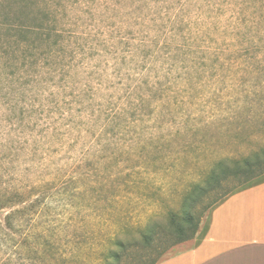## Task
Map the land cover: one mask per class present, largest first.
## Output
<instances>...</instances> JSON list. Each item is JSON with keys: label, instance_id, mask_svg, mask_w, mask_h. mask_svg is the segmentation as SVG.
Here are the masks:
<instances>
[{"label": "rangeland", "instance_id": "rangeland-1", "mask_svg": "<svg viewBox=\"0 0 264 264\" xmlns=\"http://www.w3.org/2000/svg\"><path fill=\"white\" fill-rule=\"evenodd\" d=\"M183 1L54 0L77 101H22L19 75L40 70L0 56V264L158 263L190 242L185 211L200 228L242 186L245 161L264 168V3L234 19L237 0L179 12ZM168 11L182 21L176 44L184 36L205 53L200 88L187 101H126L146 77L132 49ZM41 125L53 139L40 141ZM113 238L124 246L116 262L105 257Z\"/></svg>", "mask_w": 264, "mask_h": 264}, {"label": "trees", "instance_id": "trees-1", "mask_svg": "<svg viewBox=\"0 0 264 264\" xmlns=\"http://www.w3.org/2000/svg\"><path fill=\"white\" fill-rule=\"evenodd\" d=\"M190 1L192 0L183 1L178 11L182 12ZM242 1L237 0L240 7L238 8L239 12L236 11L233 15L234 19L243 14L245 7L249 8L250 5L257 6L264 3V0H244L249 3L241 4ZM53 2L54 0H0V56L10 57L17 53L19 59L23 60V65L24 62L28 63L23 67V72L28 73V70L33 67L36 68V72L38 69L40 70L32 79L27 74L19 75L17 91L22 97V101H77L83 92L74 90L70 84L72 72L69 70L76 67V65H71L73 58L70 59L69 64L64 62V56H60L64 29L61 28L57 20V11L53 8ZM170 12L157 15V18L153 19L156 35L146 34L139 45L132 49L130 58L131 60H133V56L140 58L139 61L142 63V70H144L143 75L146 77L142 81L137 79L132 90L126 94V101H178V97L187 101L200 88L198 84L200 82L198 81L199 71L196 69L195 72L193 68L196 66V59L205 53L202 48L191 49L184 36L183 44H176L179 41L176 38V26L182 21L177 12L174 17H168ZM157 21L160 23L156 24ZM71 54L73 56V53ZM19 59L16 58V60ZM215 60L218 61L216 58ZM79 66L84 73L86 70L84 65L80 64ZM148 76L150 80H148ZM69 90H71V93H68L70 99L67 100L65 97ZM136 93L138 95H135ZM24 114L25 112L21 110V121L26 117ZM30 116L28 117L30 118ZM28 126L32 128L39 125L32 120L28 122ZM66 126V132L75 130L70 125ZM42 128H45V125H41ZM47 130H44L45 133H42L43 129L40 131V141L53 139ZM22 134L19 132L18 143L30 142L29 139L22 137ZM251 166L249 161H245L243 168H246L249 174L241 182V185L264 174V168L252 171ZM29 195L26 191L19 189L16 202H24ZM193 216L192 210L183 213V226L179 227V230L187 225L191 228V232L188 236L183 237L181 242L192 240L199 229L198 223H194ZM109 240L112 241V245L116 249H108L105 257L116 262L121 257L124 246L116 238ZM151 264H157V261H153Z\"/></svg>", "mask_w": 264, "mask_h": 264}, {"label": "crops", "instance_id": "crops-1", "mask_svg": "<svg viewBox=\"0 0 264 264\" xmlns=\"http://www.w3.org/2000/svg\"><path fill=\"white\" fill-rule=\"evenodd\" d=\"M157 264H264V174L213 206L188 245Z\"/></svg>", "mask_w": 264, "mask_h": 264}]
</instances>
